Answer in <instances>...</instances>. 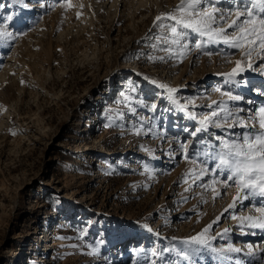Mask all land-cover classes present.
<instances>
[{
  "label": "rangeland",
  "instance_id": "374dc122",
  "mask_svg": "<svg viewBox=\"0 0 264 264\" xmlns=\"http://www.w3.org/2000/svg\"><path fill=\"white\" fill-rule=\"evenodd\" d=\"M68 1L0 0V264H264L248 255L251 245L264 257V231L231 219L245 209L260 216L248 201L213 225L208 247L183 243L233 202L235 187L213 199L222 185L210 172L196 176L215 166L203 162L219 151L217 137L242 129L207 123V131L190 133L213 108L224 122L217 105L253 108L249 79L264 82V50L242 56L179 25L186 35L177 37L172 20L154 27L180 0ZM240 2L198 7L231 12V23ZM238 60L243 71L229 81L222 73ZM208 64L218 71L209 82L220 89L216 104L198 93ZM229 244L241 249L225 253L230 260L212 251Z\"/></svg>",
  "mask_w": 264,
  "mask_h": 264
},
{
  "label": "snow or ice",
  "instance_id": "6c2138e0",
  "mask_svg": "<svg viewBox=\"0 0 264 264\" xmlns=\"http://www.w3.org/2000/svg\"><path fill=\"white\" fill-rule=\"evenodd\" d=\"M59 2L63 3L64 0H59ZM202 3L203 0H180V3L176 5L172 12L157 15L153 21V25L154 27L164 28L166 25L163 21L172 20L175 22V25L167 27L177 37L186 35V33L178 32L176 25H179L181 28L189 29L199 36L207 37L212 43L223 42L228 48L242 49V56H251L257 46L261 50H264V0H241L235 11V18L231 20V23L227 21V16L232 15L231 12L227 14L222 13L217 16L215 14L218 11L216 8H212L210 11L207 9L201 10L198 6ZM54 6V4H49V7ZM2 7L3 5H0V8ZM8 19L10 20L12 17L9 16ZM225 23L227 24V28L224 27ZM229 29L232 31L229 32ZM175 42L178 43L179 39ZM197 47H200V45L197 44ZM205 54L211 55L212 53L206 52ZM160 59H163V57ZM236 64L237 67L233 68L231 72L222 73L229 81H233L238 73L243 71L240 68L239 60L236 61ZM261 64H264V59L261 60ZM249 67H252V65L249 64ZM153 83L155 82L153 81ZM158 86L160 88H167L170 93L175 92V89L168 88L165 84H159ZM261 88H264V83L261 84ZM216 91L219 92L220 89L217 88ZM227 95L230 100H241L243 98L240 95L234 96L230 93ZM213 103L216 104L215 101ZM155 107L156 105H152L153 109ZM217 107L221 108V112H227L223 117L224 123L232 119L233 124L229 125V127L238 125L241 127L242 132L232 133L234 138L224 139L223 137H217L220 140L219 151L213 149L210 153H206L208 159L203 162L207 164L208 160L215 161V166L210 169H201L196 179L203 181L204 175L210 172L212 184L222 185V190L213 189V199L222 198L230 187H235L236 196L232 198L233 202L229 203L227 208L200 233L183 241L185 244L200 245L202 247L209 246L206 234L212 230L213 225L219 223L221 217L225 213H228L229 210L246 207L245 201H248L251 209L260 213V216L256 217L252 214L237 216L236 214H232L231 219L237 221L240 225L246 223L248 228L264 231V107L259 109L258 114H250L246 118L239 115L244 109L238 108L233 113L221 105H217ZM249 111L250 113L252 112V110ZM220 119L221 113L212 111L211 116L205 117L204 120L200 121L201 127L190 134L196 137L198 133L207 131L208 129L205 127L207 123H213L214 126L222 128L223 125L221 123H216ZM181 147L185 148L187 153L186 146L182 144ZM195 182L194 180L193 183ZM199 186L204 188L205 191L209 187L207 182H202ZM187 190L185 189V191ZM228 232V228L223 230L224 235H227ZM217 235L219 236L221 233H217ZM248 248V255L250 257L257 261L264 259V257L257 256L252 251L251 245ZM190 251L195 253L200 251V249L193 248ZM212 251L219 252L221 256H224L225 253H239L241 249L234 248L229 244L225 249L218 250L213 248ZM258 251L264 253V249H259ZM184 258L189 259L188 250H185ZM224 258L232 259L231 256H224ZM236 264H241V262L237 259Z\"/></svg>",
  "mask_w": 264,
  "mask_h": 264
},
{
  "label": "bare ground",
  "instance_id": "6f19581e",
  "mask_svg": "<svg viewBox=\"0 0 264 264\" xmlns=\"http://www.w3.org/2000/svg\"><path fill=\"white\" fill-rule=\"evenodd\" d=\"M70 1V0H69ZM68 1V2H69ZM41 5V4H40ZM211 64V63H210ZM210 64H208L209 66H210ZM211 68H207V66H206V68L207 69H205V72H204V74H201L198 78L199 79H201L199 82V87H198V89H200L199 90V95H201L200 96V99L201 100H203V99H205L206 101L208 100L209 101V103L210 104H214L213 102L215 101V99H217V95H216V93H215V91H216V87H212V83L210 84L209 82H210V79H213V77H215V74H217V70H216V68L214 67V66H210ZM264 68V67H263ZM196 71L197 70H192V73L194 74V73H196ZM208 73H210V74H208ZM218 76V75H217ZM0 77H1V74H0ZM1 79V78H0ZM196 80V79H195ZM249 82L250 83H252L253 84V87L251 88L252 89V91L251 92H248L247 94H248V98L246 97V99H247V102H250V104L251 105H253V108L252 109H250V108H248L247 109V113L245 112V114H244V112H242V113H240L239 115H241V114H244V115H242L243 117H247L248 115H250V114H258V112H259V109L261 108V107H264V88H261V84L262 83H264L263 81H260V80H258V79H249ZM198 84V83H197ZM194 85V84H193ZM211 86V87H210ZM180 87L182 88V89H186V86L183 84V85H181L180 84ZM248 87V84L247 85H245V88H247ZM250 90V89H249ZM245 93V92H244ZM224 98V97H223ZM188 99V98H187ZM244 99V98H243ZM218 101V100H217ZM224 101V100H223ZM236 100H234V102H235ZM239 101V100H238ZM208 103V104H209ZM245 103V102H244ZM111 104V102H106V109H108V105H110ZM209 104V105H210ZM233 107H234V113H235V110L236 109H242V107H241V104H239V102L238 103H233ZM216 109H214L213 108V111H215ZM249 110H252V112L250 113V111ZM192 113H194V111L193 110H190ZM204 118V117H203ZM257 119H258V115H257ZM199 121V120H198ZM230 122H233V120H229ZM196 123H197V121H196ZM216 123H222V125H223V127L225 128V127H229L228 125L229 124H225L224 122H219V121H216ZM239 128H241L240 126L239 127H237V129H239ZM219 129V128H218ZM231 132H234V131H231ZM237 133H238V131H237ZM169 136H171V138H170V141H175V143H176V141H178V133H176V132H174V133H172V134H169ZM169 139V138H168ZM179 144H178V142H177V145H176V150H178V148H179V146H178ZM181 146V145H180ZM179 151V150H178ZM181 161H183L184 162V160H181ZM190 162H192V161H190ZM186 163V165L187 166H190V163L189 162H185ZM192 164V163H191ZM244 209V208H243ZM244 211V210H243ZM244 215L245 216H247V215H250V212L249 211H247V209H245V212H244ZM259 233L257 234V236H260V235H262V233H260V231H258ZM262 232V231H261ZM255 236V235H254ZM262 243V242H261Z\"/></svg>",
  "mask_w": 264,
  "mask_h": 264
}]
</instances>
